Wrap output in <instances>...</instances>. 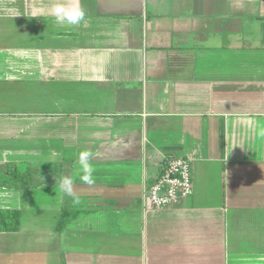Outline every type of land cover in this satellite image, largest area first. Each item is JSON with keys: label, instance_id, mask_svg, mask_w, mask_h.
Wrapping results in <instances>:
<instances>
[{"label": "crops", "instance_id": "crops-1", "mask_svg": "<svg viewBox=\"0 0 264 264\" xmlns=\"http://www.w3.org/2000/svg\"><path fill=\"white\" fill-rule=\"evenodd\" d=\"M55 2L0 0V172L30 179L0 184V264H264V0ZM179 156L192 195L147 208Z\"/></svg>", "mask_w": 264, "mask_h": 264}, {"label": "built area", "instance_id": "built-area-1", "mask_svg": "<svg viewBox=\"0 0 264 264\" xmlns=\"http://www.w3.org/2000/svg\"><path fill=\"white\" fill-rule=\"evenodd\" d=\"M193 190L191 158L169 157L163 163L162 172L147 188L146 207L153 209L176 205L192 195Z\"/></svg>", "mask_w": 264, "mask_h": 264}, {"label": "clouds", "instance_id": "clouds-1", "mask_svg": "<svg viewBox=\"0 0 264 264\" xmlns=\"http://www.w3.org/2000/svg\"><path fill=\"white\" fill-rule=\"evenodd\" d=\"M50 15L60 25H79L86 18V10L76 0H56L50 10ZM92 153L89 150H82L78 154V166L80 181L87 185L95 184V169L92 166ZM61 190L72 198L73 204H79L80 198L74 189V181L69 176H62L59 181Z\"/></svg>", "mask_w": 264, "mask_h": 264}, {"label": "trees", "instance_id": "trees-1", "mask_svg": "<svg viewBox=\"0 0 264 264\" xmlns=\"http://www.w3.org/2000/svg\"><path fill=\"white\" fill-rule=\"evenodd\" d=\"M58 174V173H57ZM56 174V175H57ZM28 173H22L18 170H11L9 169V173H1L0 172V184L7 185V186H28L29 180ZM56 180V177H55ZM77 215V212H69L67 208H63L61 216L58 221V229L59 231L63 229V227Z\"/></svg>", "mask_w": 264, "mask_h": 264}, {"label": "rangeland", "instance_id": "rangeland-1", "mask_svg": "<svg viewBox=\"0 0 264 264\" xmlns=\"http://www.w3.org/2000/svg\"><path fill=\"white\" fill-rule=\"evenodd\" d=\"M189 157H190V156H189ZM192 174H193V173H192ZM155 180H156V179H155ZM155 180H154V181H155ZM154 181H153V182H154ZM153 182H152V183H153ZM193 183H194V179H193ZM164 208H165V207H164Z\"/></svg>", "mask_w": 264, "mask_h": 264}]
</instances>
